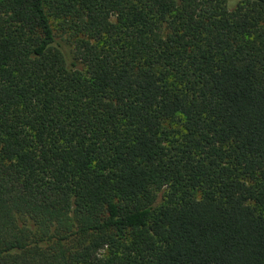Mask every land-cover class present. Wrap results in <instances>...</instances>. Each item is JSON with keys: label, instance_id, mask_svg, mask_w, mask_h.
I'll use <instances>...</instances> for the list:
<instances>
[{"label": "trees", "instance_id": "obj_1", "mask_svg": "<svg viewBox=\"0 0 264 264\" xmlns=\"http://www.w3.org/2000/svg\"><path fill=\"white\" fill-rule=\"evenodd\" d=\"M0 264H264V0H0Z\"/></svg>", "mask_w": 264, "mask_h": 264}, {"label": "rangeland", "instance_id": "obj_2", "mask_svg": "<svg viewBox=\"0 0 264 264\" xmlns=\"http://www.w3.org/2000/svg\"><path fill=\"white\" fill-rule=\"evenodd\" d=\"M238 1H240V0H228V5H229V7H230V6H234L235 3H237Z\"/></svg>", "mask_w": 264, "mask_h": 264}]
</instances>
